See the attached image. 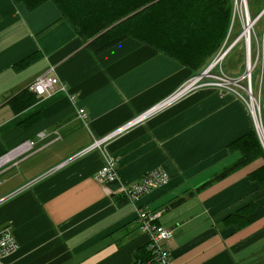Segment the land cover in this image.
Listing matches in <instances>:
<instances>
[{"label": "crops", "instance_id": "0c3cea01", "mask_svg": "<svg viewBox=\"0 0 264 264\" xmlns=\"http://www.w3.org/2000/svg\"><path fill=\"white\" fill-rule=\"evenodd\" d=\"M89 42L50 2L29 11L0 0V159L34 142L0 166V229L17 243L3 264L147 261L151 238L137 223L146 210L173 231L164 244L169 264H264V158L222 176L241 158L229 146L255 129L246 104L232 92L198 89L88 150L195 75L133 38L99 54ZM231 50L223 69L239 75L243 46ZM45 73L56 83L39 96L29 86ZM107 160L115 184L95 180ZM157 169L168 184L130 202L121 187Z\"/></svg>", "mask_w": 264, "mask_h": 264}, {"label": "trees", "instance_id": "16d2710c", "mask_svg": "<svg viewBox=\"0 0 264 264\" xmlns=\"http://www.w3.org/2000/svg\"><path fill=\"white\" fill-rule=\"evenodd\" d=\"M12 1L23 4L29 11H34L45 3H52L82 41L84 43L90 41L87 46L95 54L109 49L124 39L133 38L193 70L195 75L200 74L220 51L233 43L242 33L244 24L241 17L234 12L235 0ZM247 1L252 15L251 19L254 20L264 10V0ZM251 1L254 14L251 13ZM260 23L264 27V15L256 22L257 25ZM240 45L243 46L245 54V66L241 73L243 74L246 69L244 40L239 41L233 49ZM254 49L255 43L252 40L253 52ZM32 60L33 58L27 59L16 67L23 66ZM259 73L260 71L253 72L254 81ZM22 97L19 95L17 99ZM25 105L21 103L19 108ZM262 114L264 125L263 89ZM229 147L239 149L241 158L222 176L255 159L264 158V148L255 130ZM257 177L258 181H264V166L258 170ZM241 215L243 216L244 213ZM233 220L234 218H231L227 223ZM148 256L151 257L150 254Z\"/></svg>", "mask_w": 264, "mask_h": 264}, {"label": "built area", "instance_id": "2783aa9c", "mask_svg": "<svg viewBox=\"0 0 264 264\" xmlns=\"http://www.w3.org/2000/svg\"><path fill=\"white\" fill-rule=\"evenodd\" d=\"M234 4V12L237 14L239 1L235 0ZM241 4L243 7L242 12L244 17L243 31L233 41V43L230 44L229 47L223 51H220L212 60V62L200 74L194 75L189 80L184 82L180 88L169 98L148 112L138 116L128 124L119 128L107 138L96 141L91 148H88V150L99 147L113 135H117L118 133L127 130L128 128L142 122L150 115L158 112L162 108H165L180 100L181 98L189 95L190 93L203 88H216L238 95L239 98L246 104L249 113L252 116L255 126L254 130L257 132L264 148V125L261 90L264 81V31L261 40H259L256 36L254 41L251 35L252 31H255L254 25L264 15V10L254 20H252L247 13L246 0L245 2L244 0H241ZM242 39L244 40L246 49V69L243 74L232 76L223 70L222 64L229 51ZM252 40L255 43L254 52L252 51ZM254 71H260L258 76L260 77L258 96L254 94L256 84V81H253L252 77ZM55 83V78L52 75L45 73L39 76L29 86V88L35 94L39 96H45L51 94ZM78 115L81 120H85L86 115L83 110H80ZM33 145L34 142H26L20 147L14 149L12 152L0 159V166L3 167L10 162L12 163L14 159L17 158V156L30 151L33 148ZM95 180L104 185L115 184L118 181V171L111 160L106 161L104 167L95 175ZM168 182L169 178L167 174L163 170L157 169L149 172L143 176L141 180L136 181L129 186H122L121 191L130 202H136L140 197L150 192V190L153 188L166 185ZM4 200L5 198L1 199L0 203ZM159 217L160 213L149 212L148 210L138 213L137 223L140 232L147 234L151 238L150 244L148 246L151 257L147 261L137 259L132 264H169L171 254L170 251L165 249L164 244L173 237V231L171 229L160 228L157 224ZM16 248L17 243L13 238L10 228L0 229V264H3V258L12 253Z\"/></svg>", "mask_w": 264, "mask_h": 264}, {"label": "rangeland", "instance_id": "374dc122", "mask_svg": "<svg viewBox=\"0 0 264 264\" xmlns=\"http://www.w3.org/2000/svg\"><path fill=\"white\" fill-rule=\"evenodd\" d=\"M239 1V7H238V11H237V15L241 17V19L244 21V17H243V7L241 6V0H238ZM246 3H247V13H248V16L250 17V19L252 18V15L250 14V9H249V6H248V1L246 0ZM250 7L252 9V14H254V11H253V8H252V1H251V4H250ZM254 30L255 31H252L251 35H252V39L255 41V37L257 36V38L259 40H261V37H262V34H263V31H264V27L262 25V23L260 24H256L254 25ZM243 40V39H242ZM252 58V57H251ZM230 75V74H229ZM232 76H237V75H232ZM258 82L255 84V89H254V94L256 96H258L259 94V88H260V77H258ZM254 81V79H253ZM262 89H263V94H264V84L262 85ZM261 89V90H262Z\"/></svg>", "mask_w": 264, "mask_h": 264}, {"label": "bare ground", "instance_id": "6f19581e", "mask_svg": "<svg viewBox=\"0 0 264 264\" xmlns=\"http://www.w3.org/2000/svg\"><path fill=\"white\" fill-rule=\"evenodd\" d=\"M244 2H245V0H244Z\"/></svg>", "mask_w": 264, "mask_h": 264}]
</instances>
